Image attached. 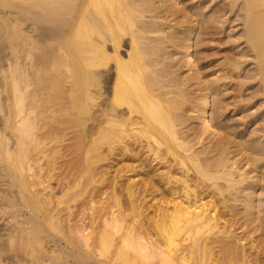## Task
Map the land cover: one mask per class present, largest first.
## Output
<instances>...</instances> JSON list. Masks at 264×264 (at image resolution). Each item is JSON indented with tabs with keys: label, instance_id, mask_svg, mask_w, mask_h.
Instances as JSON below:
<instances>
[{
	"label": "bare ground",
	"instance_id": "obj_1",
	"mask_svg": "<svg viewBox=\"0 0 264 264\" xmlns=\"http://www.w3.org/2000/svg\"><path fill=\"white\" fill-rule=\"evenodd\" d=\"M190 1L0 0V264H264V118L247 114L264 113V0ZM239 21L246 53L204 78L209 29ZM89 121L108 176L92 194L111 201L91 226L44 174L62 125Z\"/></svg>",
	"mask_w": 264,
	"mask_h": 264
},
{
	"label": "rangeland",
	"instance_id": "obj_2",
	"mask_svg": "<svg viewBox=\"0 0 264 264\" xmlns=\"http://www.w3.org/2000/svg\"><path fill=\"white\" fill-rule=\"evenodd\" d=\"M199 1L200 0H191L190 1L191 3H189V6L193 7L195 5H199L200 3H202V2L198 3ZM218 1L219 0H217V2ZM209 5L211 6V8H213L215 3L210 1ZM207 11H209V9ZM228 17L229 16H226L224 19H226ZM196 23H197V26H198L199 22L197 21ZM234 24H237L236 27L228 28L227 31H226L227 33L225 32V30H224V32H221L220 28L219 29L218 28L217 29H214V28L209 29V32L212 33V35H211L212 37L210 36V39L208 38V40L206 41V45L198 47V49H201V50H203L202 49L203 47L206 48L204 51H202V55H200V57L208 56L205 60H200L201 63L202 62L206 63V66L209 65L208 67H204L202 69V76L204 78L207 75V77H206L207 79L214 80V79L224 75L226 73V70L220 71L221 63L225 62L227 58H236L237 60L241 59L242 56L240 54H238V52H241L242 54L246 53V49H245V45L244 44H241L240 47H237L236 45L233 46V43L231 42V41L236 40V38H240L239 36L242 33L241 32V28H243L240 21L236 22ZM225 28H227V27H225ZM201 32H202L201 31V26H198L197 27V33H198L197 39L199 37V33L201 34ZM219 32H221V33H219ZM196 49L197 48L195 47V51H196ZM203 52H204V54H203ZM179 56H182V54L179 55ZM251 62L248 61L247 63L243 64V66H241V68L239 70L235 71L236 75L234 76V81H233V83L231 82V84H230L231 85V88H230L231 90L226 92L228 97L234 96V95H240L236 86H238V83L241 82V81H249L250 80V78H249L250 75L247 76L248 74H250L248 72H251L252 75L254 73V71H253L254 65ZM219 65H220V67H219ZM243 68H246V71ZM189 72H190L189 71V66H186L183 69V73H185V75H187V74H189ZM227 74H228V72H227ZM246 76H247V78H246ZM248 85H250V84H248ZM246 87H247V85H246ZM217 98H219V97H217ZM244 98L248 99V98H250V96L247 95ZM256 106H254L251 109H249L247 114H250L251 115L250 118H254L255 121H259V120H262V118H264V113H261L260 111H257L259 106L258 105H256ZM89 117H90V115H89ZM61 121H67V118L65 119V117H63V118H61ZM90 122L91 121H89L87 123V126L86 125H85V127L82 126L83 127V129H82L83 131L81 130L82 127L80 125H77V127L79 129L76 126H73V127L70 126L71 128L69 127L67 129L66 128L67 126L62 125V130L61 131H65V133L63 132L64 133L63 134L61 131H59L60 136H61V137H59V140L57 139L56 143L52 142L51 144H49V147H50L49 148V152L52 155L49 153L50 156L48 158L51 159V160L48 159L44 163V165H45L44 167H45V170H46L44 172V174L45 173H46L45 175H48V174L50 175L51 174L50 175V176H52L51 184L53 185L52 187L55 189V192H56L55 196H60V191H61V189L63 187L62 183L70 184L69 187L67 188L66 192H65L66 196L64 197V200L69 201V204H70V206H72L73 209L69 210L67 208V205L62 204L61 205V209L63 210L62 211L63 212L62 215L63 216L65 215L64 217H66V215L68 216L69 213H70L71 214V220L73 222L76 220L78 223L85 224L87 226H91V220H93V219H95L97 221V223H98L99 217L101 216L102 213H104L105 211L108 210L109 205L111 203L110 199H108L109 197L107 198L106 195H104V197H103L101 194H96V195L92 194V192L94 190L97 192V190L99 189L98 187H102V186L107 184L106 182H107V177L108 176L105 175L104 172H98L99 171L98 167H103V164L106 163V161L103 160L102 162L101 161L99 162L100 159H99V157L98 158L96 157L97 153L93 149V147H92L93 145L89 144L87 142V139H85L86 138V130L84 131V129L89 128L88 125L91 126L92 123H90ZM64 128L67 129V130H65ZM73 128H76V129H73ZM253 128L254 127H252L251 129H253ZM80 130L82 132H84V133H82L84 136H82V134H80L81 133ZM77 133L80 134L82 136V138L85 137V138H83V141H82L81 136L79 135V139L81 140L82 144L79 142L80 140H78V138H77L78 137ZM64 137H67V138H64ZM75 137L77 139H75ZM63 140H65V141H63ZM77 142H78V144H77ZM86 143H88V144H86ZM69 146H70V148H69ZM72 146L74 148H71ZM80 146H83V147H80ZM66 147L68 149H66ZM78 147H80V148H79V151L77 152L76 149H78ZM80 149H82V151ZM67 151H69V152H67ZM70 151H71V153H70ZM80 151H81V154L79 153ZM76 152H77V154H76ZM57 153H58V155H57ZM54 154H55V156H54ZM56 155L59 156V157L57 158ZM78 155H80V156H78ZM82 155H84V156H82ZM91 155H94V157H91ZM77 156L78 157L82 156L83 159L86 158V156H88L87 166L88 167L92 166L91 168H89L88 172L84 173V170H86L87 166H86V164L83 163V159L80 158L81 159L80 160ZM54 159H55V161H53ZM78 160L81 163L79 165L78 164L76 165L74 162L77 163ZM95 160L98 163H96ZM49 163L52 164V165H50ZM48 164H49V166H48ZM74 165L77 166V167H74ZM83 165H85V166H83ZM94 165H96L95 168L93 167ZM78 166H80V167L82 166L83 167V169L80 168L82 172L80 171V169H78L79 168ZM72 167H73V169H72ZM94 169H95V171H94ZM63 170H64V172H63ZM78 170L81 172V174H80V172ZM96 171H97L98 177H97V174H95ZM89 172H90V175H89ZM66 173H68V174L66 175ZM92 173H93V175H92ZM87 176H89V177H87ZM86 178H89V179L87 180ZM90 178H92V180H90ZM80 179H81V181H80ZM94 179H95V181H94ZM97 179L101 180V181H98ZM103 179L105 181H102ZM76 182H78V185L76 184ZM101 183H102V185H100ZM92 195H93V197H91ZM55 196H54V198H56ZM91 198L94 201L93 200L90 201ZM84 202H85V204H84ZM65 208H67V209H65ZM91 208H94V210L92 211ZM92 226H93V224H92ZM97 226H98V224H97ZM95 227H96V225H95ZM89 231H90V229H89ZM86 233H88V231H86Z\"/></svg>",
	"mask_w": 264,
	"mask_h": 264
}]
</instances>
